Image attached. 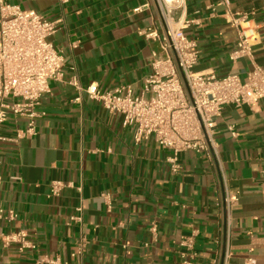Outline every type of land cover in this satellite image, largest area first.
<instances>
[{
    "label": "crops",
    "instance_id": "1",
    "mask_svg": "<svg viewBox=\"0 0 264 264\" xmlns=\"http://www.w3.org/2000/svg\"><path fill=\"white\" fill-rule=\"evenodd\" d=\"M229 1L226 9L219 0H186L182 20L190 23L184 33L199 49L194 72L245 78L264 66V0ZM12 3L57 22L52 42L65 67L63 81H50L41 98L44 116L36 134L0 142V264H182L184 253L194 254L192 264H218L225 252L231 264H264V99L253 108L224 107L215 135L218 164L183 152L173 174L167 151L153 140L135 144L121 116L66 84L75 67L81 88L130 86L138 95L151 72L150 56L159 51L139 32H163L155 4ZM250 12L248 25L259 40L251 56L231 61L236 32L230 14ZM23 126L10 119L2 133L11 139ZM53 181L64 187L49 199ZM226 193L236 199L228 211ZM18 231L32 248L3 246L2 235ZM187 237L193 239L190 252L180 245Z\"/></svg>",
    "mask_w": 264,
    "mask_h": 264
},
{
    "label": "built area",
    "instance_id": "2",
    "mask_svg": "<svg viewBox=\"0 0 264 264\" xmlns=\"http://www.w3.org/2000/svg\"><path fill=\"white\" fill-rule=\"evenodd\" d=\"M147 1L155 4L163 32L153 27L139 32L145 39L159 44V51L150 56L151 72L144 79L140 93L134 95L130 86L111 91H101L96 84L81 88L75 67L70 68L72 75L66 84L99 102L109 114L121 116L122 127L132 129L135 144L153 140L167 151L166 163L173 174L181 169L178 156L183 152L203 154L208 161L218 164L215 135L222 111L228 105L253 108L264 99V66H254L245 78L236 74L219 77L194 72L199 49L184 33L190 23L182 20L186 0ZM218 5L228 9L230 1L219 0ZM253 14H230L229 23L236 32L235 47L229 54L231 61L251 56L252 47L259 40L256 27L248 25V17ZM56 27L57 22L33 10L22 9L12 0H0V142L17 143L26 136H34L36 123L44 116L40 105L42 96L49 92L48 83L63 81V52L52 42ZM10 119L22 120L24 126L15 129L14 136L7 139L2 129ZM63 187L61 181L51 182L48 198L57 197ZM235 200L227 193L224 195L227 211ZM3 214L0 210V218ZM7 217L14 219V212L8 211ZM151 230L154 231V226ZM25 238V232L18 231L2 235V243L3 246L17 243L20 250L32 248ZM180 245L190 252L193 239L184 238ZM182 256L188 257L182 264H192L193 253ZM44 263L45 260L36 262ZM250 263L248 260L245 264ZM218 264H231L227 252Z\"/></svg>",
    "mask_w": 264,
    "mask_h": 264
}]
</instances>
